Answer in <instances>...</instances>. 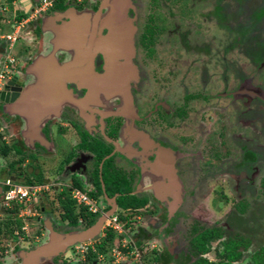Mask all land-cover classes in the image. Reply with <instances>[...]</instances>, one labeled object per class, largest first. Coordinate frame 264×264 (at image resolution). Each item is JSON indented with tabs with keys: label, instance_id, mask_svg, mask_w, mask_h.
Returning a JSON list of instances; mask_svg holds the SVG:
<instances>
[{
	"label": "flooded vegetation",
	"instance_id": "obj_1",
	"mask_svg": "<svg viewBox=\"0 0 264 264\" xmlns=\"http://www.w3.org/2000/svg\"><path fill=\"white\" fill-rule=\"evenodd\" d=\"M43 1L0 0L1 60L12 55L15 47L21 49L19 59L13 57L12 69H17L11 79L14 84L7 89H13L17 101L23 97L26 85L34 80L27 73L28 66L49 50L55 32L75 23L84 29L87 38L83 43L80 40L78 49H87L94 18L100 14L96 39H106L110 34L106 22L113 0L107 8L105 0H47L49 5L42 9ZM225 2L191 0V8L192 3H200L214 9L212 16H202L216 22L224 36L217 40L216 36L203 34L200 37L204 38L197 41L194 25L179 21V0H130L126 10L137 28L133 62L138 69L133 81H127L128 86H133L128 116L118 114L125 109L124 98L101 96L89 100L90 86L81 79L65 80L67 90L80 103L64 105L41 129V141L31 138L33 142L29 140L28 147L20 135L23 119L0 113L2 132L9 126L18 129L8 144L20 149V153L10 154L16 158L13 166L7 161L0 165L3 182L31 181L46 190L39 194L37 213L29 211L26 215L42 222L35 232L37 240L18 241L21 233L15 230L16 238L0 240V264H23L22 252L32 251L48 240L43 224L46 213L59 216L57 222L48 219L56 232L86 230L98 221L99 218L89 226L80 220L74 226L62 220L60 202L72 199L75 188L87 192L102 214L114 211L118 217H127V221L121 222L123 228L130 238H139V249H152V264H167L169 259L179 261L182 256L190 259L186 264L201 258L227 264L223 251L230 244H236L240 253V258L231 264L245 262V254L255 247L259 232L252 222L244 226L243 223L249 214H258L255 204L264 199L258 193L264 190V178L260 188L256 178L258 164L264 162V40L260 41L255 32L246 35L251 26L245 27V34L236 40L242 39L244 43L245 36L253 44L259 43V47L249 55L245 53L249 66L226 69V47L221 44L227 30ZM100 49L103 50V44ZM179 50L206 59L219 57V69L193 67L187 60L180 69ZM57 58L60 63L65 62L69 53L60 51ZM167 61L171 63L170 69H163ZM105 64L104 53L98 51L95 73L105 74ZM236 142L238 149L237 145L235 149L231 146ZM231 151L241 155L238 162H227ZM8 157L3 156L2 160ZM1 201L0 196V222L8 214ZM122 201H139L141 205L123 209L119 205ZM211 213L221 215L218 223L209 219ZM87 214L95 215L88 211ZM208 231L220 237L211 241L209 251L202 254L199 241ZM154 242L156 245L152 246ZM36 244L39 246L35 247ZM77 248L76 245L44 264H102L96 259L89 262L87 252ZM211 254L214 259L209 258ZM250 260L252 264L264 262V247L252 252Z\"/></svg>",
	"mask_w": 264,
	"mask_h": 264
},
{
	"label": "water",
	"instance_id": "obj_2",
	"mask_svg": "<svg viewBox=\"0 0 264 264\" xmlns=\"http://www.w3.org/2000/svg\"><path fill=\"white\" fill-rule=\"evenodd\" d=\"M115 1L112 13L108 17L107 26L110 25V34L106 39L98 40L97 25L101 19L100 14L94 18V26L89 38L88 48L83 46L78 49L80 40L86 41L84 29L73 25L59 32L52 39L49 50L42 56L36 58L28 66V75L31 80L26 85L23 97L17 101L18 96L9 89L14 81L7 83L4 90L0 91V104L8 108L9 116H20L23 119L22 137L28 147L29 140L41 141L39 139L41 129L46 122L54 119L64 105H78L75 97L67 90L66 81H75L81 79L89 85L90 98H112L121 97L125 99V109H122L119 115H129L128 101L131 99V91L127 90V81L129 73L133 76L138 69L133 62L135 56V34L136 26L127 15V8L130 6V0ZM111 0H105V7H109ZM69 29V31H67ZM101 38V37H100ZM103 44V50L100 47ZM66 51L69 53L67 61L60 63L57 53ZM101 51L105 55V74L98 75L94 70V60L96 53ZM1 53V50H0ZM1 60V55H0ZM124 60V62H121ZM130 69V70H129ZM130 71V72H129ZM128 75V76H127ZM66 80V81H65ZM12 114V115H11ZM25 127V128H24ZM9 185H0V194L9 190ZM114 211L102 215L98 221L90 228L82 231H74L66 234L57 233L47 222L49 238L46 243L25 252L22 255L23 264H44L46 261L60 256L76 244L84 243L95 239L102 230L103 225Z\"/></svg>",
	"mask_w": 264,
	"mask_h": 264
},
{
	"label": "rangeland",
	"instance_id": "obj_3",
	"mask_svg": "<svg viewBox=\"0 0 264 264\" xmlns=\"http://www.w3.org/2000/svg\"><path fill=\"white\" fill-rule=\"evenodd\" d=\"M216 1H218V0H216ZM225 1L226 2L223 4H224V9H226V12L228 13V18L226 21L227 30L225 32V39H223V42H221V44L226 47V56L224 59L225 67H226V69H243V67L250 65V61L245 57V53L249 55V53L255 52V50L259 47L258 46L259 43L257 42L258 44H255V43L253 44V41H250L245 36H244V39L246 41L243 43L242 39L238 41V40H236V37L240 36L241 34L242 35L245 34L244 33L245 27H249V25H250L251 28L249 29V32L246 35H249V33L254 34V32H255L259 36L258 39L260 41L264 40V0H225ZM179 4H180L179 5V9H180L179 15L182 16V17H180L179 21L181 23L183 22V24H185L186 26L191 25V24L185 23L188 21L191 22L192 25H194L195 38L197 39V41L204 38V36L200 37V35H203V34H205V35L207 34L209 36H216L217 40H218L219 36H221V38H222L223 35H221V33L218 31V27L216 25V22H212L211 21L212 19H204L202 16L203 13L205 14V16L207 18L209 16H212L214 9L210 10L207 6H205V4L203 5L200 3L199 4L192 3L193 6L191 8V5H190L191 0H179ZM203 8L205 9V11L202 10ZM193 15H194V18H192ZM183 17H185V19ZM161 19H160V22L164 20L163 17ZM188 19H190V20H188ZM252 19L254 20V22L252 21ZM254 23H255V25H254ZM241 30H244V31H241ZM6 32L8 33L7 30H6ZM223 38H224V36H223ZM235 40L237 42H235ZM216 44H218V41L216 42ZM239 44H241V45L239 46ZM201 45H204V44L202 43ZM20 54H21L20 46H17V47H15L12 55H10V56H12L16 59H19ZM7 57L8 56L6 55L0 61V71L4 69V64H5V61L7 60ZM177 57H178L177 58L178 59L177 60V67H179L180 69L182 68V63L186 60L193 67L203 68V66H204V67H208V69H219V65H218L219 57L213 58V59L210 57L209 59L207 58L208 59L207 60L202 55H197L196 53L195 54L190 53L188 55L183 50H181V51L179 50ZM262 58L264 59V54L262 55ZM206 61H208V62H206ZM164 66L165 67L163 69H170V67H169V66H171L170 61H167ZM16 70L17 69H14V72ZM128 75H129V81H133L131 73H129ZM132 88H133V86L131 87V86H128V84H127V90L128 91L132 90ZM130 94L132 96V92H130ZM235 98L237 99L236 95H235ZM132 108L137 111L134 104L132 105ZM9 112L10 111L8 108L4 107L3 105H0V113L9 116L8 115ZM212 118L215 119L216 117L213 115ZM14 130H16V129L15 128L13 129V127H11V126H9L5 129V133H6L5 135H7L9 143L11 142L10 141V135H14L13 134ZM21 134H22V129H21L20 135ZM232 145H233L232 148H234V146L237 145V142L232 143L231 146ZM263 145H264V143H263ZM237 149H238V145H237ZM24 150H25V148H24ZM229 155H228L229 160L227 162H231V163L238 162L241 158V155H239L238 153L236 154L235 151H231V153ZM2 157L3 156L0 155V165H2L6 161H7V163H10L16 159L13 154L10 155V157H8L7 159H5V161L2 160ZM258 167H259L260 171H259V175L256 178H258V180H257L258 186L257 187L260 188L259 184H260L261 180L264 178V162L260 161L258 164ZM4 180L5 179L2 176H0V182H3ZM15 184L17 186L20 185L19 183H15ZM216 184H218V183H216ZM212 187H213V184L211 185V188ZM44 191H46V190H43V193H44ZM263 191L264 190H260L258 192L259 195L261 194L264 196V193L263 194L261 193ZM48 192H50V191H48ZM258 197L260 199L262 198V196H258ZM253 200H254V202L257 201L256 199H253ZM44 201L46 202V200H44ZM48 203L49 202H47V204ZM57 203L58 202H56V204ZM38 204H39V198L35 199L34 202L28 206V208L31 211L34 209L38 210V208H39ZM50 205L52 207L54 206V204H52V203H50ZM255 205L257 206L258 214L257 215H253V213L249 214L245 218V220L246 221L248 220V221L246 222L244 220L245 222L241 221V223L244 222L243 223V226H244V224L248 225V224H250V222H252L254 225L258 226L259 239H257V243H256L255 247L253 248V250L251 252L245 254V256H246L245 262H243L241 264H252V262L250 260V258L252 256V252L256 251L260 247H264V199L260 200L259 202H256ZM101 206H102V203H101ZM35 213H37V212H35ZM234 213L232 215H234ZM20 214H18V215H20ZM224 214H225V211H223L222 215H224ZM18 215H15L14 217L16 218ZM100 216L101 215H97L95 217L100 218ZM220 216L221 215L219 213L217 214V216H215L211 213V216L209 217V219L211 218L210 220H213V222H216V221L220 220ZM45 217H46V219L43 220L44 225H47L49 218H52L55 222H57V220H59V216L54 215V214L51 215V214L46 213ZM18 219L22 221L23 227H25L24 235H21V236L19 235L18 241H24V240H28V239L37 240L36 236H35V232L37 229L40 228V226L42 225V222H39L37 219H34V218L31 220L30 218H28V216H24L22 218L19 217ZM120 221L121 220H119V223H120ZM33 222L34 223L36 222V224H33ZM257 222H258V224H257ZM123 223H124V221H123ZM123 223H121L122 228H123ZM216 223H218V222H216ZM50 225L52 226V224H50ZM105 226H106V223L102 227L101 233L95 239L83 243L84 245L90 244L93 247H96V245H99L102 242V240H104L105 237H107L108 231L111 230V231L115 232L117 237H116L114 243L112 245L110 244L111 248L109 247L110 249H108L106 251V254L98 255V258H97L98 262H100L102 264H104L107 261L111 262L112 264H141L140 263V261H141L144 264H152L151 263L152 257H153V255L151 254L152 249L148 248V247H143L142 249L141 248L139 249L138 248L139 247L138 246V240H137L139 238H137L135 236L134 237L131 236V238H132V242H133L134 246L135 245H136V247L138 246L137 251L132 249L123 255L115 252L114 250L117 248V246L122 247L123 241H121V240H123V239H120L119 236L121 234L119 232H117L111 228H106ZM256 226L254 228H257ZM74 231H82V230L81 229H76V230L71 229L69 231L67 230V232H58L57 231V233L66 234V233H70V232H74ZM124 231H125V229H124ZM125 233H127V232L125 231ZM48 234H49V230H48ZM183 236L189 240L188 235L185 234ZM46 241L47 240L42 242V240H40V242H42V244L46 243ZM153 245H156L155 242L152 244V246ZM157 245H158V243H157ZM37 246H39V244L35 245V247H37ZM80 246L81 245H79V244L77 245V247H78L77 250H79V251L81 250ZM23 254H24V252L21 253V255H23ZM142 256H143V260H140ZM209 258L214 259L215 255L211 254V255H209ZM189 261H190V259H185L182 256L179 261H171V259H169L167 261V264H186Z\"/></svg>",
	"mask_w": 264,
	"mask_h": 264
},
{
	"label": "trees",
	"instance_id": "obj_4",
	"mask_svg": "<svg viewBox=\"0 0 264 264\" xmlns=\"http://www.w3.org/2000/svg\"><path fill=\"white\" fill-rule=\"evenodd\" d=\"M263 60V58H261ZM1 126V124H0ZM2 140V135L0 134V142ZM23 149L25 147H22ZM13 151H17L20 153V149L7 145L5 143H0V155L4 157H8ZM13 162L10 163V166H13ZM28 184H31V181L26 182ZM120 207L123 209H128V208H137L141 205L139 201H122L119 203ZM61 209L59 210L61 213V218L63 221L69 223L70 225L76 226L80 220L86 221L88 225H92L97 221V217L95 215H89L87 214V209L84 207H77L76 202L73 199H66V200H61L60 202ZM23 207V206H22ZM19 206L14 205L13 209L8 210L7 217L0 222V240H10L14 239L17 236H15V230L20 231V235H24V231H22V221L19 219L14 220V216L18 215L19 213ZM119 218L121 221H127V217L124 215H119ZM117 235L113 231H108L107 237H105L104 240L99 245H96V247L92 248L90 247L89 250L87 251L86 257L88 261H93L94 259L97 260L98 255H104L106 254V251L110 249L111 245L114 243ZM120 239H124L123 235L119 236ZM220 235L216 232L208 231L205 235H203L200 238V246H201V253L204 254L209 251L210 247L209 244L211 241L219 238ZM119 239V240H120ZM123 241V240H121ZM111 244V245H110ZM110 247V248H109ZM237 245L236 244H230L224 248V257L226 260L229 262L227 264H231V262L236 261L240 258V253L237 251ZM260 264H264V262H259ZM194 264H225L223 262L219 263H212L208 262L206 259H199L197 260Z\"/></svg>",
	"mask_w": 264,
	"mask_h": 264
},
{
	"label": "built area",
	"instance_id": "obj_5",
	"mask_svg": "<svg viewBox=\"0 0 264 264\" xmlns=\"http://www.w3.org/2000/svg\"><path fill=\"white\" fill-rule=\"evenodd\" d=\"M49 5V1L44 0L42 2V9H45ZM14 37V36H13ZM12 38L11 36L8 37ZM14 58L12 56H8L7 60L4 64V69L0 71V91H2L3 87L7 84V81L11 80L14 74ZM7 184L12 187L10 190L5 191L3 194V204L7 209H12L14 205H18L20 208V217H24L28 214V205L32 203L35 199L38 198L39 194L45 187L35 186V185H15L10 183ZM72 199L76 202L78 207H84L87 209L89 213L92 214H102L101 209L97 205V202L92 199L87 192L80 188H75L72 191ZM23 206V207H22ZM106 228H111L121 235H126L124 229L122 228L121 223H119V219L117 216L111 217L106 222ZM82 252H86L89 249V244L80 246ZM130 249L137 251V248L133 245L132 239L127 237L123 241V245L120 249H116L115 252L123 255L127 253ZM134 253V252H133Z\"/></svg>",
	"mask_w": 264,
	"mask_h": 264
},
{
	"label": "clouds",
	"instance_id": "obj_6",
	"mask_svg": "<svg viewBox=\"0 0 264 264\" xmlns=\"http://www.w3.org/2000/svg\"><path fill=\"white\" fill-rule=\"evenodd\" d=\"M14 73H15V72H14ZM13 75H14V74H13ZM1 128H2V127L0 126V134L3 136V134H4L5 132H2V129H1ZM3 142H4V141H3ZM7 182H8V181H7ZM7 182H6V181H5V182H0V185H2V186L8 185ZM10 183H11V182H10ZM12 184H15V183H12ZM19 184H20V185H35V186H39V185H36V184H33V183L28 184V183H23V182H21V183H19ZM15 185H16V184H15ZM41 187H42V186H41ZM9 190H10V189H9ZM43 190H45V188H44ZM7 191H8V190H7ZM4 192H5V190L0 194V196H1L2 198H3V194H4ZM38 197H39V196H38ZM71 198H72V197H71ZM37 199H38V198H37ZM33 202H34V201H33ZM33 202H32V203H33ZM30 204H31V203H30ZM1 205H2V208H3L6 212H8V210H11V209H7V208L4 207L3 200L1 201ZM28 206H29V205H28ZM77 207H78V206H77ZM12 209H13V208H12ZM28 210L31 211L29 208H28ZM32 211H33V212H37V209H36V210L34 209V210H32ZM18 214H20V210H19V213H18ZM97 215H101V216H102V215H104V214H95V216H97ZM18 216H20V215H18ZM101 216H100V217H101ZM113 216H117V215H113ZM113 216H111V217H113ZM111 217H110V218H111ZM117 217H118V216H117ZM110 218H109V219H110ZM109 219H108V220H109ZM118 219L120 220L119 217H118ZM105 223H106V222H105ZM120 223H121V221H120ZM104 225H105V224H104ZM104 225H103V226H104ZM123 236H124L123 241H124L127 237H130V236H128V235H127V236H126V235H123ZM82 244H83V243H79V245H82ZM76 245H78V244H76ZM76 245H75V246H76ZM90 247L94 248L92 245L89 244V248H90ZM135 247H136V246H135ZM120 248H121V247L117 246L116 249H120ZM136 248H137V247H136ZM116 249H115V250H116ZM88 250H89V249H88ZM88 250H87V251H88ZM115 250H114V251H115ZM130 250H132V249H130ZM87 251H86V252H87Z\"/></svg>",
	"mask_w": 264,
	"mask_h": 264
},
{
	"label": "crops",
	"instance_id": "obj_7",
	"mask_svg": "<svg viewBox=\"0 0 264 264\" xmlns=\"http://www.w3.org/2000/svg\"><path fill=\"white\" fill-rule=\"evenodd\" d=\"M6 133H4L3 134V136H2V140H1V142L0 143H5V144H7V145H9L8 143V137H7V135H5ZM13 134L15 135H17L18 134V130L16 129V130H14V132H13ZM11 136V135H10ZM4 141V142H3Z\"/></svg>",
	"mask_w": 264,
	"mask_h": 264
}]
</instances>
